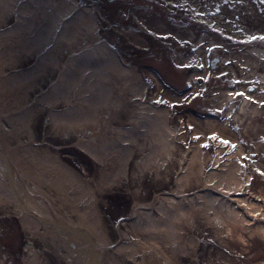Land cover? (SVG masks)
Returning <instances> with one entry per match:
<instances>
[{
    "label": "rangeland",
    "instance_id": "rangeland-1",
    "mask_svg": "<svg viewBox=\"0 0 264 264\" xmlns=\"http://www.w3.org/2000/svg\"><path fill=\"white\" fill-rule=\"evenodd\" d=\"M73 1H0V114H7L0 115V127L11 137L2 143L29 164L13 159L20 174L36 191L43 190V173L54 177L45 185L66 210L56 206V217L95 231L101 264H264L256 219L219 213V201L203 190L210 171L220 167L213 164L217 156L221 163L239 160L246 186L231 192L264 204V167L252 164L262 156L249 160L244 138L237 134L233 144L214 131L203 141L212 155L208 163L201 167L193 148L202 141L195 132L198 117L225 118L209 111L214 93L241 87L224 73L231 67L223 64L225 57L264 49V0H76L79 8L70 12ZM102 41L134 68L127 82L115 71L101 78L97 67L78 62L98 56ZM215 44L234 51L223 54L211 49ZM141 101L168 109L173 130L154 117L150 130L140 133ZM235 108L230 106L233 113ZM80 141L99 148L105 161L82 151ZM170 193L184 208L163 214L157 205ZM192 216L195 224L188 223ZM22 217L10 197L0 196V264H26L29 240L44 264L87 261V241L45 224L29 231ZM170 231L182 234L183 252L170 255L165 239L155 236ZM65 236L72 239L65 242ZM192 236L195 242L186 241Z\"/></svg>",
    "mask_w": 264,
    "mask_h": 264
},
{
    "label": "bare ground",
    "instance_id": "bare-ground-1",
    "mask_svg": "<svg viewBox=\"0 0 264 264\" xmlns=\"http://www.w3.org/2000/svg\"><path fill=\"white\" fill-rule=\"evenodd\" d=\"M18 1L19 0H17V2ZM2 3L6 5L7 2H2ZM4 5L3 8L6 7ZM63 5L66 4L63 3L59 5L61 10L64 9ZM67 6L70 8L69 9L70 12H73L79 8L76 0H74L72 3H70ZM88 10L90 11L89 13L90 18H93V13L91 9L88 8ZM64 19L65 18H63L62 21H64ZM224 38L226 40L230 39L226 37ZM213 48H219L221 50V53L223 54L234 51V48L223 47L222 44H215L213 47H211V49ZM99 52H100L99 53L100 57L99 55L97 56V54L96 56L93 57L87 56L84 58H80L78 62H80L82 65L85 64L94 65L95 67H97V71L99 73V76H101V78L105 76L108 77V79H110L111 77L110 71H115L116 74L117 73L119 74L120 78L124 79L127 82V80L134 75L135 73L134 68H132L129 65H126L121 59L119 53L107 42L102 41L100 43ZM223 64L224 65L231 64V67H226L224 73L226 75L234 77L236 83H240L241 87H237L230 91L224 90V92H222L223 90H219L218 92L214 93V96L212 98L213 102L211 105V109L209 111L210 113H214L218 118H220L221 116L222 117L225 116V118L222 121L216 122L217 120H210L202 117L200 118L198 117L196 119L195 132L197 133L198 136H200V138H202V141L198 142L193 147L196 153V157L199 158V163H201L200 165L201 167L205 163H208L207 161L211 159L212 155L206 153L205 150L203 149V141L204 139H207L208 133L210 131L216 132L217 135L219 134L225 140L226 139L232 140L233 144L235 143L234 140L236 139V135L238 134L239 137L244 138L247 145H250V150L248 153V156L250 157L249 160H252L255 157L262 156V158L258 162L256 161L252 163L254 167H264V49L259 48V46H257L254 47L249 52L245 53L241 58L240 57L232 58L230 56L225 57ZM200 66L201 65L198 64L197 69H199ZM194 75H198V72H196ZM100 82L103 83V80L99 81V84ZM110 84L111 83L109 82V85ZM143 88L141 87L142 90ZM101 89L103 88L101 87ZM143 95L144 93H142V96ZM66 97L67 96H65V98ZM238 102L240 104H238ZM232 105L236 107L235 109L238 108L237 112L233 113L230 110V106ZM138 108L143 113L141 114L142 115L141 120L140 121L137 120V122H139L137 129H139L140 133L141 132L143 133L144 130L147 133L150 130L152 126L149 120L151 118L150 121L152 122L154 117L157 118L154 120L161 121L162 124L166 125V127L173 130V128H171L170 125L168 124V120H167L169 113L168 109L156 107L150 102H146V101H141L140 103H138ZM52 112L53 114L56 115L55 111ZM145 112H149V114L151 113L152 114L149 118H146L149 116V114H144ZM81 113H83V109L80 111V114ZM233 114L235 116L234 119L232 118ZM1 116L4 118L7 116V114ZM184 118L185 117H183L182 119L184 120ZM231 129H234L235 133ZM185 131L187 132V130ZM97 132L98 130L96 131V133ZM8 137L11 139L9 132H7V130H3V128L0 127V196H5L6 198L10 197L11 200L16 204L18 211L23 216L22 218L24 221V226H25L24 228L29 231H32L39 224H45V225H49L51 228H57V230L59 231L69 232L75 237L82 238L85 241H87V239L84 238L85 235L84 231L86 230L87 233L89 232V234L93 236V240L95 242V249L93 252V257L89 259L90 258L89 251L92 246L89 244V247L87 248L88 250L87 261L85 263L83 261V263L87 264L88 261L91 260L90 264H101L102 240L99 239V237L91 227L76 222L68 221L69 219L59 220V218L56 217L55 207L58 206L59 207L58 210H60V212L63 213V211L65 210L64 209L65 202L59 201V198L56 197L55 195L54 189L52 187L48 188L45 185V183H49L53 181L54 177L51 176L49 177L48 176L49 173H43L45 177V181H43V183L39 185L40 187L43 188V190L39 191L37 189L38 191H36V187H37L36 184H31L27 179H25L23 175L20 174V171L17 169L18 166L17 167L15 166L16 164L15 161L17 160L21 165V167H28L29 164H26L25 159L23 160L21 158L22 156L19 150L13 148L8 149L6 145L2 143V141H5V143H7ZM78 147L82 151L90 155H94L96 158L99 159V161L102 162L105 161L104 153L103 154L100 153L99 148H94V146H91V144L85 141L84 142L80 141ZM222 150H223L222 148L218 149V155H221ZM13 159H15V161ZM221 162H222L221 159L217 156L213 164L214 166L218 165L220 167H218L216 170L210 171L209 173L208 178L211 179L208 180L209 182H207V184L203 188V190H205V196H207L206 198L214 201L215 200L219 201L220 203V205L218 204L219 205L218 209L220 208V210L218 211L219 213L222 211L223 214L226 215L228 214L230 216H233L235 214L239 215L240 213L245 215L246 217L245 219H247V221L251 223L253 222L252 220L256 219V223L254 224V227L256 229H259L260 232H262L264 235V210L260 207L263 206L264 204L259 202L258 203L253 202L252 199H250V196H241L240 192H238L239 194L231 192V188L232 189L236 188L238 189V191H242L246 186L244 182H241L239 178L241 171L240 167H243L241 161L229 159L224 163ZM247 163L250 162L248 161ZM58 167L60 166L58 165ZM28 169L30 168L28 167ZM65 172L67 173V171ZM69 172L71 173L70 175L71 177H73L74 180L75 173L71 171ZM1 177L4 179H2ZM6 178L7 181L9 182V185H11L10 186L11 192L7 184L8 182L6 183L5 181ZM55 181L58 180L55 179ZM64 182L62 185L65 186L63 188H66V184H64ZM212 182H214V184H212ZM12 190H14L16 194ZM22 190H25V194L23 193ZM231 194L233 195L236 194V195L232 196ZM163 198L167 202L162 200V202L160 201L159 204L157 205V208L163 214L165 211L170 210L172 208L173 209L184 208V204L179 206L182 203L180 201L183 200L179 199L173 193H170L169 196H164ZM50 199L53 200L54 203H49V201H51ZM189 201L193 202L194 205L196 204L195 198H190ZM24 206L28 211L38 216V219L30 216L24 210L23 208ZM199 206L202 207L201 205ZM175 215L176 214H174V216ZM225 217L226 216H223V218ZM234 217H239V216L235 215ZM148 219L151 222L153 221L154 224H157V222L153 220L154 218L152 219L150 217ZM165 219L170 221V219L167 217H165ZM175 219H179V217H176ZM48 221H53V222L57 221L60 223H64L68 227H72V230L68 231L67 229L57 226L55 224H50V222ZM137 221H138L137 222L138 226L141 229H143L145 221H143V219L141 218H139ZM190 222H192V224L193 223L195 224L194 216L189 218L188 223ZM208 222L210 221L208 220ZM75 231H77L78 233L77 232L75 233ZM155 236H159L165 239L166 241L165 250L170 255L177 254L178 252H183L185 250L184 249L185 240L184 239L180 240L182 234H178L174 236L170 231L167 232L166 235L161 232H157L155 233ZM70 239H72L70 236L68 237L65 236V242H67ZM186 241L195 242V238L192 236L190 240H186ZM28 242L29 244L27 247V254L29 255L28 256L29 259L26 264H44L42 260L39 259L38 253L35 250L32 241L29 240ZM77 260H79V263L82 262L80 255H78ZM102 264L104 263L102 262Z\"/></svg>",
    "mask_w": 264,
    "mask_h": 264
},
{
    "label": "water",
    "instance_id": "water-1",
    "mask_svg": "<svg viewBox=\"0 0 264 264\" xmlns=\"http://www.w3.org/2000/svg\"><path fill=\"white\" fill-rule=\"evenodd\" d=\"M15 194H16V192L14 191V190H12ZM20 201V200H19ZM24 208V210L30 215V216H32V217H34V218H37L38 219V216H36L34 213H31L30 211H28L26 208H25V206L23 207ZM48 222H50V224H55V225H57V226H60V227H62V228H65V229H67L68 231H70V230H72V227H68L66 224H64V223H60V222H53V221H48ZM77 231H75V233H76ZM78 233V232H77ZM84 238L85 239H87V241H88V243L90 244V245H92L91 246V249H90V251H89V259H91L92 257H93V252H94V249H95V242H94V240H93V236H91L90 234H89V232L87 233V231L85 230L84 231ZM28 244H29V242H28ZM90 262H91V260H89L88 261V263L87 264H90Z\"/></svg>",
    "mask_w": 264,
    "mask_h": 264
},
{
    "label": "snow or ice",
    "instance_id": "snow-or-ice-1",
    "mask_svg": "<svg viewBox=\"0 0 264 264\" xmlns=\"http://www.w3.org/2000/svg\"><path fill=\"white\" fill-rule=\"evenodd\" d=\"M224 143H228L227 141H225Z\"/></svg>",
    "mask_w": 264,
    "mask_h": 264
}]
</instances>
